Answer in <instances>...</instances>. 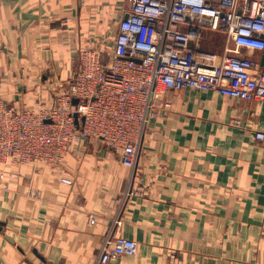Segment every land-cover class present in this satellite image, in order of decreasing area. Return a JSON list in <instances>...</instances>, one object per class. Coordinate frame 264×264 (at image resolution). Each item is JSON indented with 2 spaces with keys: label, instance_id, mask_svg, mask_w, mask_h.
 I'll use <instances>...</instances> for the list:
<instances>
[{
  "label": "crops",
  "instance_id": "0c3cea01",
  "mask_svg": "<svg viewBox=\"0 0 264 264\" xmlns=\"http://www.w3.org/2000/svg\"><path fill=\"white\" fill-rule=\"evenodd\" d=\"M129 8L130 0H0V100L35 106L43 71L50 90L53 80H71L81 49L104 37L113 46ZM215 53L259 64L263 55L227 43ZM166 99L117 232L138 254L111 264H264V143L256 139L264 104L189 89ZM119 154L87 139L58 167H7L0 264H94L132 176Z\"/></svg>",
  "mask_w": 264,
  "mask_h": 264
},
{
  "label": "built area",
  "instance_id": "2783aa9c",
  "mask_svg": "<svg viewBox=\"0 0 264 264\" xmlns=\"http://www.w3.org/2000/svg\"><path fill=\"white\" fill-rule=\"evenodd\" d=\"M208 32L224 33L228 45L264 51V0H130L111 51L100 44L82 48L75 76L52 83L49 107L19 109L0 100V183L9 162L34 166L42 160L55 168L73 144L87 139L118 150L122 165L132 170L94 264L138 254V244L117 232L134 194L148 128L160 109L171 107L169 91H213L264 104L259 62L204 50ZM256 139L264 143V132ZM96 223L91 216L90 224Z\"/></svg>",
  "mask_w": 264,
  "mask_h": 264
},
{
  "label": "rangeland",
  "instance_id": "374dc122",
  "mask_svg": "<svg viewBox=\"0 0 264 264\" xmlns=\"http://www.w3.org/2000/svg\"><path fill=\"white\" fill-rule=\"evenodd\" d=\"M227 37L224 33H206L205 35L202 36V46L204 48V50L208 51V52H212L215 53L217 50L222 49V46H224V44L227 43L226 41ZM102 46H104V48L108 51H111L112 45L110 42V37H104L102 40L100 39V42L98 43ZM50 73V74H49ZM46 77L47 80H49L48 78L51 76V72L50 70H44L43 73L38 77L37 79V84H35V88L36 91H38V97L36 99V104L35 106L31 107V108H36L39 105L42 107H49L51 105V103L53 102V90H50L46 84L44 83L46 79H44L43 77ZM57 80H53V83H56ZM32 87H34V85H27V86H23V88H25L26 90H34ZM50 90V91H49ZM3 101V100H1ZM5 103V102H4ZM6 105V104H5ZM7 106V105H6ZM15 107V106H13ZM19 109L22 108H27V107H17ZM11 165H15L14 163L9 162L8 165L5 167V169ZM20 166H26V165H20ZM29 166H33V165H29ZM50 167L51 165L44 162V161H39L37 164H34V167L37 168H41V167ZM7 171V169H6ZM7 176H8V172H7Z\"/></svg>",
  "mask_w": 264,
  "mask_h": 264
},
{
  "label": "water",
  "instance_id": "95a60500",
  "mask_svg": "<svg viewBox=\"0 0 264 264\" xmlns=\"http://www.w3.org/2000/svg\"><path fill=\"white\" fill-rule=\"evenodd\" d=\"M261 67L264 68V51H263V55L260 61ZM78 100H74V104H77ZM4 229H5V224L0 223V233H4ZM7 240L10 241L11 243H14L13 240H11L9 237H7Z\"/></svg>",
  "mask_w": 264,
  "mask_h": 264
},
{
  "label": "trees",
  "instance_id": "16d2710c",
  "mask_svg": "<svg viewBox=\"0 0 264 264\" xmlns=\"http://www.w3.org/2000/svg\"><path fill=\"white\" fill-rule=\"evenodd\" d=\"M209 33H213V34H216V33H214V32H208V34H209Z\"/></svg>",
  "mask_w": 264,
  "mask_h": 264
}]
</instances>
